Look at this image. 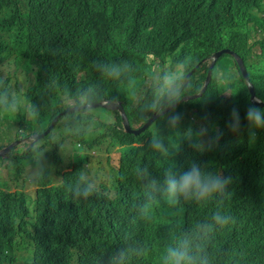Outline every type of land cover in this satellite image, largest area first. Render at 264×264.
<instances>
[{
    "label": "trees",
    "instance_id": "obj_1",
    "mask_svg": "<svg viewBox=\"0 0 264 264\" xmlns=\"http://www.w3.org/2000/svg\"><path fill=\"white\" fill-rule=\"evenodd\" d=\"M224 47L242 58L255 95H264V0H0V84L22 93L19 112H0V148L6 139L22 140L44 129L70 102L81 103L87 89L103 98L123 99L130 124L139 125L158 87L179 80L187 89L184 95L198 92L211 55ZM15 55L22 61L17 69L27 75L26 88L15 72L4 70ZM111 62L127 65L118 81L99 68ZM220 78L246 87L225 95ZM250 102L236 60L222 54L204 93L180 101L175 110L183 114L182 130L205 127L209 138L216 137L212 150L195 158L223 170L244 167L245 175L240 183L233 182L232 191L243 203L257 206L264 179V129L255 130L254 141L249 138L243 117ZM33 107L36 118L27 115ZM233 107L241 115L239 134L226 126ZM84 111L89 110L65 113L71 134L61 141L52 137L58 123L44 138L25 147L17 144L2 157L15 165V172L0 182V264H108L119 244L133 251L126 264H160L171 232L176 241L189 234L197 259L205 264H264V236L258 239L259 250L249 236L248 210L235 198L217 207L227 214V223L207 230L198 227L205 223L203 204L169 206L158 199L148 213L140 205L144 185L138 169L147 167L159 177L164 167L180 168L193 157L183 140L165 156L146 149L154 126L167 134L166 112L135 135L123 130L117 112L107 123ZM67 137L77 149L71 165L59 154ZM33 143L43 149L48 169L33 178L38 186L29 203L23 176L31 167ZM116 146L119 156L112 163L108 155L100 194L73 197L69 187L85 169L82 160L88 151L111 152ZM69 165L70 170L60 171ZM223 242L229 243L219 247Z\"/></svg>",
    "mask_w": 264,
    "mask_h": 264
},
{
    "label": "clouds",
    "instance_id": "obj_2",
    "mask_svg": "<svg viewBox=\"0 0 264 264\" xmlns=\"http://www.w3.org/2000/svg\"><path fill=\"white\" fill-rule=\"evenodd\" d=\"M223 54H229V53H223ZM212 55L210 57V63L212 60ZM12 59L16 68H19V63L22 61L19 60L17 55H15ZM238 67L241 71L239 64ZM99 68L106 77L118 81L121 74L127 70V65L111 62V63H104L102 65H99ZM157 74H158L157 76H159L160 72L157 71ZM188 74L190 75L191 72L187 73V77L189 76ZM242 75L244 77L243 73ZM25 76L26 79L23 85L24 88H26L28 84L27 75ZM247 79L248 80L245 79V81L247 82V86L249 90L248 83L251 82L249 80L248 74H247ZM218 84L221 85L220 92H223L225 95H234L235 93L238 92V90H241L246 87L243 82L234 81L230 78L229 79L220 78L218 79ZM224 85H227V87H224ZM186 91L187 89L185 85L181 83L179 80L173 84L158 87L157 90L155 91L154 99L147 105V109H146L147 114L144 116L146 120L139 125L132 126L129 122L124 107L123 99L111 100L108 98H103L94 89H87L84 92V97H83L84 99H82L81 103H77L75 100H73L64 110L57 113L44 129L33 132L32 134L28 135L27 138L25 139L37 142L40 139L44 138L49 132H51L52 129L59 123V125L55 129V132L56 130H60L61 137L59 140L55 139L54 138L55 132L52 137L56 141H61L62 137L66 136L67 134H71L70 130L68 131L66 130L64 118H65V113H69L72 111H80L87 109L89 111H84V112H89L93 118L97 119L96 117H98L100 118L97 119L98 121H105L107 123L110 122L112 123V121L115 118V112H117L120 117L123 130L127 133H132L135 135L143 132L154 122L156 118H158L160 115L166 112L167 114L164 116V129L167 130V134L159 124L154 126L146 136L147 138L146 149L153 155L165 156L169 153L170 148L172 149L178 148L179 142L183 140L188 144V146L191 149H193V157L188 158L184 163V165L181 166L180 168H175L170 166L164 167L162 171V175L159 177L152 176L147 167H142L138 169L137 170L138 178L143 182L144 185V193H142L139 197L140 205L148 213L151 210V208L157 203L158 199L162 200L164 203H166L169 206H175L182 202L183 203L194 202L197 204H203L205 207V212L203 214L201 213L200 214L202 215L205 223H201L198 227L201 230H207L208 228L220 226L227 223L228 221L227 214L217 211V207L220 206L222 203H224L226 200L230 198H235L248 210L246 224L249 229V236H251L250 238L260 250L261 245L258 242V239L261 240V238L264 236V179H262L261 181L262 187L257 197V206L246 204L243 203V201L239 199L237 194L232 191L233 182L240 183L242 181L245 175L244 167L238 165V166H233L231 168L228 167L227 169L223 170V169H219L218 167L211 166L210 162L201 161L200 159L195 158L203 153L210 152L216 142V137L209 138L208 129L205 127L194 129L193 127L189 126L186 129L183 130L181 129V122L184 117L182 113L177 112L175 109L180 101L189 100V99H183ZM199 91L196 93H199ZM21 95L22 93H20L19 91L12 90L6 85L0 84V112L9 113V114L19 112L21 110V104H22V100L20 99ZM186 95H191V94H186ZM250 100H251V93H250ZM100 102L102 103L111 102V106H105L103 104H100ZM96 103H98V105H95ZM112 103L120 105L122 107L126 115L128 125L131 129L130 131L126 130L124 127L123 118L121 116V109L118 106H112ZM94 109L100 110L98 116H96L93 113ZM109 113H113V119L110 122L102 118L103 114H109ZM27 115L31 118H36L38 116V110H36L33 107L30 112H27ZM154 115L157 116L145 129L139 131L138 133L132 131L139 129L148 119L154 117ZM56 117L57 119L55 120V123L46 134H44L41 137H38L37 139L34 138V135L42 134ZM243 119L247 125L249 138H251L254 141L255 130L264 129V95H258V96L255 95L253 100H251V102L248 104L247 108L245 109ZM60 121H63L62 126L60 125ZM2 123L0 124V127L3 128L4 124ZM226 126L229 129V131H231L232 133H236V134L240 133L242 128V121L238 108L233 107L231 109L230 118ZM62 130H65L67 134L63 135ZM66 140H68V142H66ZM66 140L64 141L63 147H61L60 145L59 149L62 148L71 149V153L68 159L64 158V161L65 162L69 161L71 165V163L74 162V156L75 154H77V149L72 148V144L69 143L70 138L67 137ZM23 141L25 140L24 139L21 140L19 138L12 140L11 142H8V139L4 141V143L6 144L2 148H0V151L8 147L11 143L12 145L7 151H5L3 154H0V166L2 168L7 169L9 168L10 164H13L12 162L8 161L5 158L2 159V157L5 156L13 146H16L17 144ZM116 147H113L112 150L115 149ZM118 148L119 150L117 152L119 156L120 147ZM97 150L98 149L90 150L88 151V154L90 155L92 152L97 154L98 153ZM29 152H30L32 171L34 172V174L38 176L48 169L45 161L41 158L43 149L39 146L38 143H33L30 146ZM82 162L85 165V169L77 174L74 182L69 187V191L71 195L77 199H87L93 195H99L100 186L98 182L104 181L100 178L99 175L96 176L90 175L89 172L91 167L87 165L88 162L84 160H82ZM70 165L68 167L61 169L60 171L70 170L71 169ZM159 166L160 163L159 161H157V167ZM94 169L95 171L101 170V168H95V167ZM52 172H54V170ZM58 178L59 177L57 176L56 179ZM96 178L99 179L98 182ZM37 186L38 185H36V187ZM27 199L29 203L32 200V199L29 200L28 196ZM167 243L169 246L165 248L164 254L160 257V264H205V261L197 259L193 251L194 244L189 234L184 235L178 241H176L174 234L171 232V237L167 241ZM228 243L229 242H223L219 247H224ZM123 245L125 244H119L115 247L114 253L109 256L108 264H126V262L128 261L129 253L133 251H130L128 248H126ZM212 249L209 251L207 256L213 253ZM148 258L153 260L151 252L148 253Z\"/></svg>",
    "mask_w": 264,
    "mask_h": 264
},
{
    "label": "rangeland",
    "instance_id": "obj_3",
    "mask_svg": "<svg viewBox=\"0 0 264 264\" xmlns=\"http://www.w3.org/2000/svg\"><path fill=\"white\" fill-rule=\"evenodd\" d=\"M4 70L8 73H16V76L18 78V81H19V84L20 85H24L25 83V79H26V76L25 74L23 73L22 70L20 69H17L14 62H13V59L12 57L5 63V68ZM5 71H3V74H5ZM170 77H168L169 79ZM93 113L98 116L99 113H100V110L98 109H94L93 110ZM97 119H100L98 117H96ZM102 118L108 122L112 121L113 119V113H109V114H103L102 115ZM63 124V121H60V125L62 126ZM62 134L65 135L67 134V132L65 130H62ZM61 137L60 135V130H56L55 132V135H54V138L59 140ZM25 141L19 143V146L20 147H25L26 144L30 143V140L28 139H24ZM66 142H68V140H66ZM119 148L116 147L115 149H113L111 151V153L109 152H106V151H102V152H99L97 154H95L94 152H92L89 157H87V160L86 162L88 166L91 167L90 169V172L89 174L92 175V176H96V175H99L100 178L102 180H106L107 178V168H108V155H111V162L112 163H115L117 161V157H118V151ZM71 153V149L70 148H62V149H59V154L65 158V159H68L69 155ZM95 168H101L100 171H95ZM13 172H15V165L14 164H10L9 168L7 169H4L0 166V182L1 181H4V180H7L9 181L10 178L13 176ZM36 176V174H34V172L32 171V168L31 167H28L26 173L24 174L23 178L24 177H27V184H25V192L28 194V198L29 200H31L34 196V190L36 188V182H33V178ZM23 178L19 181V184L22 182ZM36 178V177H35ZM97 182L99 181L98 178H96ZM37 181V180H36ZM7 185L12 189L14 190V188L16 187V185H13L11 182L7 183Z\"/></svg>",
    "mask_w": 264,
    "mask_h": 264
},
{
    "label": "water",
    "instance_id": "obj_4",
    "mask_svg": "<svg viewBox=\"0 0 264 264\" xmlns=\"http://www.w3.org/2000/svg\"><path fill=\"white\" fill-rule=\"evenodd\" d=\"M223 53H229V54H231V55L234 56L235 60L237 61V63L239 64V66H240V68H241L242 73L244 74L245 79L248 80V79H247V73H246L245 68H244V66H243V61H242V59L238 56V54H236L234 51H232V50H230V49H228V48H222V49H220V50L214 52V54L212 55V60H211L210 66H209V68H208V72H207V75H206V78H205L204 84H203L201 90L199 91V93L191 94V95H185V96L183 97V99H191V98L198 97V96H200V95L205 91L206 86H207V84H208V82H209V79H210L211 68H212V66H213V64H214V62H215V60H216L221 54H223ZM188 75H189V74H188ZM248 85H249V90H250V93H251V100H253V98L255 97L254 89H253L251 83H248ZM100 104H103V105H105V106H111V102H104V103L100 102ZM95 105H98V103H96ZM112 106H118V107L121 109V116H122V118H123V124H124V127H125L126 130L130 131L131 129H130L129 125H128V121H127L126 115H125V113H124L122 107H121L120 105H117V104H114V103H112ZM156 116H157V115H154V117H152L151 119H148V120L143 124V126H141L139 129H137V130H132V131L135 132V133H138L139 131L145 129V128H146V127H147V126H148V125L154 120V118H155ZM56 119H57V117L51 122V124L48 126V128H47L42 134L34 135V138L37 139L38 137H41V136H43L44 134H46V133L50 130V128L53 126V124L55 123V120H56ZM11 145H12V143H11L8 147H6V148H4L2 151H0V154H3L5 151H7V150L11 147Z\"/></svg>",
    "mask_w": 264,
    "mask_h": 264
}]
</instances>
